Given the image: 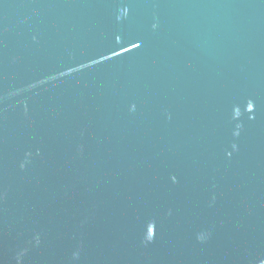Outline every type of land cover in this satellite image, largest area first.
<instances>
[{
    "label": "water",
    "instance_id": "obj_1",
    "mask_svg": "<svg viewBox=\"0 0 264 264\" xmlns=\"http://www.w3.org/2000/svg\"><path fill=\"white\" fill-rule=\"evenodd\" d=\"M0 264H264V0H0Z\"/></svg>",
    "mask_w": 264,
    "mask_h": 264
}]
</instances>
